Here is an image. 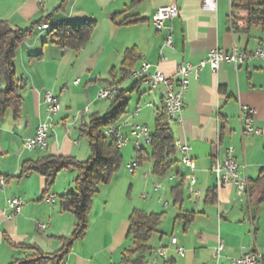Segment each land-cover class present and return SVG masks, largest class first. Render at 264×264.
I'll use <instances>...</instances> for the list:
<instances>
[{
	"label": "crops",
	"instance_id": "crops-1",
	"mask_svg": "<svg viewBox=\"0 0 264 264\" xmlns=\"http://www.w3.org/2000/svg\"><path fill=\"white\" fill-rule=\"evenodd\" d=\"M61 1L0 0V21L27 29L53 14ZM171 5L177 7L178 15L165 22L172 35V46L168 48L163 46L166 29L157 31L151 18L157 9ZM128 6L129 0H69L63 10L53 14L48 25L95 21L93 36L83 49H58L47 42V30L37 28L32 38L24 41L16 52L14 65L17 77L24 84L23 103L18 118L8 111L0 122V177L8 178L4 189L0 190V264L30 255L9 243L37 246L43 253L52 254L61 248L57 238L71 234L74 218L59 211L57 198L73 188L75 173L68 171L62 178V174H58L46 194L53 198L51 202H47L43 194V177L30 174L16 179L15 176L24 162L46 156L62 155L78 161L88 158V144L79 139L78 127L87 124L91 117H101L110 111L111 102L98 100L96 95L106 84L122 80L120 65L126 50L136 48L140 57L129 70L137 69L146 61L165 77H174L178 65L197 64L211 49H264V31L259 27L246 30L241 22L238 27H232L229 0H217L215 12L204 11L201 0H144L114 17ZM129 15H137L145 21L118 25ZM39 54V59L33 58ZM118 86L126 92L127 99V113L115 124L121 125L123 133L128 134L132 124L148 127L154 124L162 109L165 112L161 87L148 91L128 77ZM46 92L59 99L47 146L44 150L27 152L24 142L34 137L37 127L45 120ZM146 103H151L150 108L144 106ZM137 106L141 110L134 115ZM241 106L253 109V126L262 130V136L243 134ZM181 117L180 125L169 127L175 142L180 140L190 146L199 199L189 195L184 182L181 202L174 204L170 191L180 182L175 172L169 175V171L165 177L157 178L151 174L152 164L144 163L132 174L126 194L122 191L124 183L119 179L99 187L91 203L87 231L81 240L73 243L65 257L68 264H121L122 253L130 245L128 217L133 209L162 214L158 232L149 242L151 251L162 248L166 252L165 259L157 264H214L213 252L218 242L223 245L221 264H228L229 260L248 251L260 253L264 264L261 188L248 191L245 202L240 204L232 187L216 188L211 172L212 166L223 159L225 151L232 148L235 160L245 165L248 183L264 176V60L253 59L240 66L221 63L215 72L206 68L199 72L198 79L191 76L183 95ZM74 120L76 125L72 124ZM129 143L120 149L122 160L127 157L126 162L136 157L132 142ZM179 155L176 151L178 160ZM178 171L183 176L187 173L180 162ZM143 175L146 190L160 184L161 188L154 189L155 193L161 191L169 200L157 196L147 201L143 195L141 199H132L130 194ZM210 189L215 193L213 204L206 202ZM14 197L23 200L21 210L13 219L6 220V200ZM181 213H194L193 222L187 228L174 220ZM40 225L45 228L40 229ZM171 238L176 239L174 245L170 243ZM178 249L183 251L182 256ZM151 255L152 252L146 259Z\"/></svg>",
	"mask_w": 264,
	"mask_h": 264
},
{
	"label": "trees",
	"instance_id": "trees-1",
	"mask_svg": "<svg viewBox=\"0 0 264 264\" xmlns=\"http://www.w3.org/2000/svg\"><path fill=\"white\" fill-rule=\"evenodd\" d=\"M144 0H129L128 8L120 14L126 13L131 7ZM231 11V25L238 27V23L244 24L246 30L252 27H259L264 31V0H229ZM69 0H62L54 13L65 8ZM48 15L33 23L27 29L11 27L6 21H0V122L8 111H11L14 118L21 114L23 103L22 92L23 82L17 77L14 60L16 52L24 41L32 38L35 29L42 24L50 22L52 16ZM145 19L137 15L125 16L118 25H135L144 22ZM47 30V42L58 49L79 51L91 40L96 29V22L92 20L79 24L52 23ZM41 55L33 57L39 59ZM140 61L136 48L125 51L120 73L122 80L111 82L115 86L127 78V71ZM126 92L118 88L117 95L110 102V111L101 117H91L87 124L78 127L79 139L88 144L89 156L83 161H78L67 156H46L36 160L26 161L22 164L16 179H21L30 174H37L44 178V195L48 194L55 183L59 173L72 171L75 173L73 188L58 196V206L61 213H69L74 218V225L71 234L67 237H58L61 248L52 253L46 254L37 246L14 245V249L29 252L30 255L21 259H14L9 264H60L71 250L74 242L81 240L88 227L89 212L93 198L99 193V187L108 185L114 175L122 166L120 150L113 142L108 141L102 130L109 125L118 123L123 115L127 113ZM174 136L171 128L166 122L164 110L156 115L154 129L151 132L150 146L136 152L135 162L137 166L144 163H151V174L157 178L165 177L169 171L175 168V176L180 179L178 185L171 188V195L174 204L181 202L183 194V175L178 171L179 160L176 158L174 147ZM8 181V178H4ZM255 187L261 188L259 203L264 202V176L249 181L248 191ZM43 195V196H44ZM207 203L215 202L214 189H210L206 196ZM194 219V213H181L174 220L183 223L187 228ZM161 213H147L139 209H133L128 217L127 238L130 245L126 248L121 257V264H144L147 255L152 249L149 247L151 237L158 232L161 224ZM165 264H173L166 262Z\"/></svg>",
	"mask_w": 264,
	"mask_h": 264
},
{
	"label": "built area",
	"instance_id": "built-area-1",
	"mask_svg": "<svg viewBox=\"0 0 264 264\" xmlns=\"http://www.w3.org/2000/svg\"><path fill=\"white\" fill-rule=\"evenodd\" d=\"M202 9L208 12H215L217 8V0H201ZM178 15V9L175 5L162 7L156 10L152 15L151 22L157 31L166 29L167 36L164 41V47L170 48L172 46L171 29L165 26L167 20L173 19ZM48 24H42L39 29L45 30ZM253 59L264 60V49L257 47L251 51H245L237 47H232L230 51H225L220 48L211 49L207 52L205 58L197 64H181L176 67L174 77H165L161 72L154 68L146 61H142L137 69L127 71V77L135 80L144 86L148 91H154L161 87V101L163 103H170V113L174 118V124L180 125L182 123L183 111V95L188 90L189 80L191 76L198 79V74L201 70L208 68L215 72L221 63H229L235 66L244 65ZM118 87L114 84H106L97 92L96 98L103 101H111L117 95ZM58 98L53 96L50 92L44 95L45 102V120L36 129L34 137L27 139L23 148L27 152L35 150H44L47 146L48 135L52 129L54 117L56 116V108H58ZM151 103H146L144 106L150 108ZM139 106L134 110V115L140 112ZM240 111L243 117V134L251 137H260L263 135L262 130L253 126L254 111L249 106H241ZM84 112V111H83ZM73 124L76 125L75 120ZM102 135L110 142H113L117 149H122L129 142H132L134 152H139L144 148L150 146L151 131L144 125L132 124L128 134L121 131V125H109L102 130ZM180 146L181 163L183 168L187 171L186 175H190L191 188L189 195L194 199H199V192L197 190V179L195 176L196 168L192 157L190 156V146L178 140ZM135 161L127 166V171L133 174L137 169ZM245 165H240L233 157L232 148L225 151V155L221 161L216 162L212 168L216 180V188L224 189L232 187L236 194V200L242 204L245 202L248 193V179L244 174ZM5 180L0 177V190L5 187ZM155 190L161 188L160 184H153ZM145 199V196H142ZM53 198L46 196V201L51 202ZM161 201L160 199L158 200ZM23 200L20 197H14L6 200V220L13 219L19 214ZM40 229L45 226L40 225ZM170 243H176L175 238H171ZM223 251L222 243L218 242L214 248L213 260L214 264H221V254ZM180 256L183 255L181 249L177 250ZM166 252L162 248L152 251L151 257L146 260L145 264H157L159 260L165 259ZM60 264H68L66 259H63ZM228 264H263V256L255 251H248L237 258L229 260Z\"/></svg>",
	"mask_w": 264,
	"mask_h": 264
},
{
	"label": "rangeland",
	"instance_id": "rangeland-1",
	"mask_svg": "<svg viewBox=\"0 0 264 264\" xmlns=\"http://www.w3.org/2000/svg\"><path fill=\"white\" fill-rule=\"evenodd\" d=\"M129 103L131 104L132 101H129ZM59 110H60V106H59ZM148 129H149L150 131H153V129H154V124H148ZM82 143H87V142L84 141V140H82ZM129 144H131V143H129ZM122 161H123V162H122V166H121V168L116 172V174L114 175L113 180H117V181H118V179H119V181H121L122 183H124V184H122V185H123L122 191H123V193L126 194V192H129V190H128L129 185H130V182H129V181H130L131 177L133 176L132 174H130V173L127 171V166H128L130 163H132L133 161H131V162H126V161H127V157H124V160H122ZM134 161H135V160H134ZM145 167H146V166H145ZM137 169H138V168H137ZM137 169H136V170H137ZM181 169H182V168H181ZM136 170H135V171H136ZM138 170H139V169H138ZM66 172H68V171H63V172H61V174H62V175H60L61 178H62L63 174H67ZM69 172H72V171H69ZM174 172H175V168L172 169V170L169 172V175L173 174ZM59 178H60V177H59ZM144 180L146 181V177H145V175L142 176V179L139 181L138 185H136V186L134 187L133 191L131 192L130 197H131L132 199H137V198L141 199L140 197L143 195V196H145V197L147 198V201H150V200H152V199H155L157 196L161 197L162 199H163V197H164L166 200H169L168 195L163 196V193H162L161 191H158V193H155L156 191H154V189H152L151 187H148V188H147L148 190H146V187H144V186H146ZM161 182H162V181H161ZM153 188H154V187H153ZM143 201H145V200H143ZM169 206H170V208H171V205H169Z\"/></svg>",
	"mask_w": 264,
	"mask_h": 264
},
{
	"label": "bare ground",
	"instance_id": "bare-ground-1",
	"mask_svg": "<svg viewBox=\"0 0 264 264\" xmlns=\"http://www.w3.org/2000/svg\"><path fill=\"white\" fill-rule=\"evenodd\" d=\"M48 29H50V27L46 26L45 30H48ZM58 103H59V100H58ZM150 106H151V104H150ZM164 109H165V113H166V122H167V124L168 125L174 124V118H172L171 113H170V103H164ZM56 114H57V108H56ZM174 147H175V150L180 154V146H179L178 142L174 143ZM179 162H180L181 166L183 167V163H181V156H180ZM184 182H185V186H186L187 191L190 192V188H191L190 175H185L184 176Z\"/></svg>",
	"mask_w": 264,
	"mask_h": 264
}]
</instances>
